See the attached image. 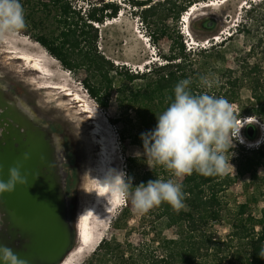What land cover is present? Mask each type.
<instances>
[{"label": "rangeland", "instance_id": "374dc122", "mask_svg": "<svg viewBox=\"0 0 264 264\" xmlns=\"http://www.w3.org/2000/svg\"><path fill=\"white\" fill-rule=\"evenodd\" d=\"M38 1L20 0L26 10V27L18 33L0 39V65L7 71L19 75L28 83L34 84L47 100L74 106L71 111L73 110L88 124L85 138L88 146V177L83 216L89 213L91 225L88 226V230L86 229L88 236L81 238L78 249L69 258L72 257V264H86L91 258H95L96 263L105 259V264H113L114 256L129 260L143 248L147 251L149 259H161L167 250L166 246L160 242L156 225L153 223L157 212L156 207L146 214H139L132 206L130 199L127 201L122 199L118 193L101 186L96 181L103 182L106 170L109 168L126 173L127 177L132 179L133 187L142 182L146 184L150 180L153 167L150 169L147 164L141 136L133 135L125 142L120 137L125 124L135 122L136 129L140 126V123L136 121L135 110L132 106L119 109L116 99L111 100L108 111L102 109L80 82L81 78L78 74L66 70L61 62L53 58L40 43L35 41L32 36L34 34H50L51 31H58L53 17L46 20L47 14L43 6L37 3ZM40 1H45L52 6L58 0ZM68 1L73 9L81 10L84 14L88 13L90 9L88 1L92 0ZM225 1H202L188 8L187 11L195 5L203 6L211 3L218 5L196 11L194 19L201 15H214L219 21V27L213 33H198L192 29L194 20L189 25L183 22L187 11L174 13L171 18L160 25L161 29L145 22L142 11L159 2L164 3V0H107L106 2H113L120 9L116 18L108 19L104 25H98L100 26L98 49L115 67L114 74L118 69L133 72L135 75L139 73L141 76L142 70L143 73L150 70V66L146 65L156 57L165 63L171 61V56L177 54L175 48L177 39L183 41L185 52L194 68L200 69L205 61H209L212 65L237 68L243 56L250 51L246 44L253 43L249 38H247L248 42L246 37L244 40L245 35L243 33L237 35V32L245 22L246 10L263 0H229L223 5ZM41 19L45 20V26L40 27ZM34 22L38 24L37 28ZM186 26L191 30L194 40V44L189 45L190 50L186 43L190 44L192 40H188L189 37L184 34L188 29ZM138 29L141 31L139 34ZM229 33H236V37L233 36L235 37L233 44H226L223 47L219 44L215 45L214 37L219 36L217 41L220 42L229 36ZM213 47L216 48L212 50L213 55L211 56L210 49ZM261 57V55L256 58L252 57L250 61L251 63L257 62L262 59ZM177 62L179 63L180 60ZM261 62L263 66L261 73L246 85L240 101L236 104L230 103L238 119L241 117L244 120L243 124L250 118L255 120L253 123L258 132L256 140H249L244 133L247 124H244L245 127L241 130L244 143L234 141L235 147L230 150L234 153L230 161L234 169H229L227 173L232 177L237 175L240 159L238 150H253L264 144V60ZM156 65L159 66V63ZM209 78L211 80V77ZM119 81H115L116 89L120 87ZM123 82L128 83L126 80ZM212 82V87L219 90L220 82L218 80ZM137 83L140 84L143 81L138 80ZM213 95L222 97V94L219 96V92ZM253 109H256L255 114H247V111ZM148 131L151 130L143 128L142 132ZM102 149H106L104 155H102ZM128 154H133L138 158V168L133 171L127 167ZM105 155L110 157V162L102 163ZM229 158H231L230 153ZM160 169L159 178L162 177L165 180L172 178L165 169L162 167ZM262 171H264V164ZM184 179L185 177L179 179L178 182L182 183ZM257 182L263 186L264 190V175H261ZM255 191L256 188L249 181L239 180L221 194L223 203L212 210L213 215L217 218L225 216L227 209L236 205L249 204L256 208L251 198ZM260 202L263 208L264 195L260 197ZM260 209L256 211L259 215H261ZM229 222V219H226L224 222L226 226H220V228L221 222L216 223V228L220 229L219 235L227 232ZM83 224L84 221L82 228ZM257 232L258 238L264 242V227L257 226ZM163 238L169 241L179 240L173 231L164 232Z\"/></svg>", "mask_w": 264, "mask_h": 264}, {"label": "trees", "instance_id": "16d2710c", "mask_svg": "<svg viewBox=\"0 0 264 264\" xmlns=\"http://www.w3.org/2000/svg\"><path fill=\"white\" fill-rule=\"evenodd\" d=\"M106 1H88L90 9L88 13L83 14L81 10L73 9L68 0H58L52 6L39 0L37 3L43 6L47 14L46 20L53 17L58 31L32 36L53 58L61 62L66 70L78 74L80 82L102 109L108 111L112 99L118 101L119 109H125L127 106L134 108L136 121L140 126L136 129L135 122L127 121L128 125L123 126L120 136L124 142L133 135L140 137L143 128L153 130L156 127V116L167 108L169 97L173 95V88L178 81L191 78L193 83L190 87L193 92H219V96L222 94L231 104H236L240 101L246 85L262 71L264 0L246 10L245 22L237 32V35H245L244 40L246 37V40L249 38L253 42L251 45L246 44L250 51L243 56L237 68L212 65L209 61H205L200 69L194 68L185 52L183 41L177 39V54L171 56L172 60L163 66L154 64L153 68L151 65L150 70L142 72L141 76L139 73L135 75L133 72L118 69L114 74L115 67L98 49V25H104L108 19L116 18L120 9L115 3ZM202 1L208 0H164V3L159 2L145 8L142 17L148 24L161 29L160 25L174 13L185 12L192 5ZM23 9L26 13L25 8ZM39 24L40 27L45 26V20L41 19ZM34 25L37 28L36 22ZM192 27L197 32L196 26ZM252 29L256 30L252 32ZM235 37L225 41L220 47L233 44ZM215 48L210 49V52ZM259 55L262 59L251 63L250 59ZM204 75L211 77V81L218 80L219 90L215 87L208 90L202 87L199 78ZM124 80L128 83H124ZM138 80L143 83L138 84ZM115 81H119L120 87L117 89ZM255 112L256 109H253L247 111V114ZM246 129L244 133L249 140L258 138V132L256 136L250 137ZM238 151L240 159L236 176L227 174L205 177L194 172L191 176H186L181 183L186 194L184 209L176 212L166 203L156 207L153 223L156 225L160 242L167 250L161 259H149L147 251L141 248L137 256L129 260L114 256L113 264H264V242L257 234V226L264 227V207L261 208L260 205L264 190L257 182L261 175H264V144L257 149ZM126 163L130 171L138 168V158L133 154L127 155ZM160 174V166L153 167L150 180L159 178ZM241 179L249 181L256 188L251 195L256 208L249 204L236 205L229 207L225 216L215 217L212 210L223 203L221 194ZM259 209L261 215L256 213ZM226 219L230 221L227 232L219 235L220 229L216 228V223L221 222L219 228L224 227ZM166 231L175 232L179 240L164 239L163 233ZM104 261L105 259L96 263L95 258H91L86 264H105Z\"/></svg>", "mask_w": 264, "mask_h": 264}, {"label": "clouds", "instance_id": "9594fccd", "mask_svg": "<svg viewBox=\"0 0 264 264\" xmlns=\"http://www.w3.org/2000/svg\"><path fill=\"white\" fill-rule=\"evenodd\" d=\"M25 27V13L20 0H0V39L18 33ZM184 34L189 37L188 40H192L190 45H193L190 31L186 30ZM235 35L229 33L222 41H216L215 45H222ZM157 63L159 66L165 64L156 57L146 66ZM192 83V79L188 78L175 84L173 95L169 97L170 103L156 116V127L142 133L140 137L149 168L160 166L172 178L165 180L160 177L133 187L132 179L126 173L109 168L103 182L96 180L101 186L118 193L122 199H130L139 214H146L164 203L179 212L186 207V194L179 179L191 176L194 172L205 177L222 176L229 169H234L230 162L234 153L230 150L235 147L234 141L244 143L241 136L244 120L241 117L238 119L232 105L224 97H217L209 91L195 93L190 87ZM199 83L205 89L213 86L207 75L201 76ZM3 132L4 129H0V136ZM105 153L106 149H102V155ZM28 159L25 153L24 160ZM108 162L110 157L105 155L102 163ZM27 184L20 166H12L8 169V180L5 182L0 179V195L11 194L18 185ZM2 225L3 219L0 218ZM4 257L10 258L11 264H25L11 249L0 248V258Z\"/></svg>", "mask_w": 264, "mask_h": 264}, {"label": "water", "instance_id": "95a60500", "mask_svg": "<svg viewBox=\"0 0 264 264\" xmlns=\"http://www.w3.org/2000/svg\"><path fill=\"white\" fill-rule=\"evenodd\" d=\"M211 24L215 28L217 20ZM246 128L253 137L254 123ZM0 129H4L0 179L6 182L8 169L19 165L28 181L11 194L0 195V248L11 249L25 264H64L82 238L84 178L72 209L66 194L63 141L37 125L31 108L12 99L1 86ZM25 153L29 156L26 161ZM0 264H11L10 258H0Z\"/></svg>", "mask_w": 264, "mask_h": 264}, {"label": "flooded vegetation", "instance_id": "af4514ba", "mask_svg": "<svg viewBox=\"0 0 264 264\" xmlns=\"http://www.w3.org/2000/svg\"><path fill=\"white\" fill-rule=\"evenodd\" d=\"M213 19L217 20L215 28L210 25ZM192 26H196L198 33H213L219 27V21L214 15H201L194 19ZM193 29V27H192ZM1 87L16 101H23L33 111L35 122L50 135H55L63 141L64 169L67 173V188L70 207L75 208L78 201V191L81 179L84 178V202L88 177V146L87 122L75 114L72 105H62L55 100H47L34 84L28 83L19 75L7 71L0 65ZM248 132V128L246 129ZM253 136L257 135L254 125ZM50 138V136H49Z\"/></svg>", "mask_w": 264, "mask_h": 264}, {"label": "bare ground", "instance_id": "6f19581e", "mask_svg": "<svg viewBox=\"0 0 264 264\" xmlns=\"http://www.w3.org/2000/svg\"><path fill=\"white\" fill-rule=\"evenodd\" d=\"M228 2H229V0H226L223 3V5H225ZM197 6H200V5L193 6L189 10V12L187 13V18L184 19V21L185 22H188V24L191 23L194 20V14L196 13V11H199V10H202V9H205V8L215 7V6H218V5L216 3H211V4L203 5V6H200V7H197ZM189 31H190V34L192 35L191 30H189ZM137 32H138V34L141 33V31L139 29H138ZM251 122H255V120L252 119V118H250V119L247 120V124L248 123H251ZM83 221H84V224H83V228H82V239H84V237H87L88 236V234L86 233L87 230H88L87 228H88L89 225H91L90 222H89V213H86L85 214V217H84V220ZM71 258L67 259V261L64 264H72Z\"/></svg>", "mask_w": 264, "mask_h": 264}, {"label": "built area", "instance_id": "2783aa9c", "mask_svg": "<svg viewBox=\"0 0 264 264\" xmlns=\"http://www.w3.org/2000/svg\"><path fill=\"white\" fill-rule=\"evenodd\" d=\"M188 12H189V11L186 12V16H185L184 19L187 18V13H188ZM184 19H183V21H184ZM186 27H187V26H186ZM187 28H188V27H187ZM186 30H189V29H186ZM218 39H219V36H216V37L213 38L214 41H217ZM220 39H221V37H220ZM186 44H187V46L189 47L190 44H189V43H186ZM203 46H204V45H203ZM189 50H190V47H189ZM244 124H245V125L247 124V120L245 121Z\"/></svg>", "mask_w": 264, "mask_h": 264}]
</instances>
